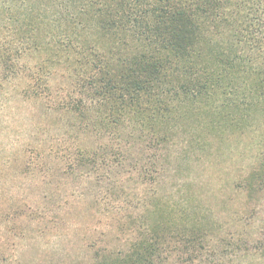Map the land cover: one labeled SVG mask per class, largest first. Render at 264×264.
I'll list each match as a JSON object with an SVG mask.
<instances>
[{"label": "trees", "instance_id": "trees-1", "mask_svg": "<svg viewBox=\"0 0 264 264\" xmlns=\"http://www.w3.org/2000/svg\"><path fill=\"white\" fill-rule=\"evenodd\" d=\"M20 58H36L39 73L23 69L47 96L43 75L64 68L70 97L61 106L97 138L92 149L72 151L70 167L118 168L132 147L146 153V234L112 250L74 222L76 261L167 264L162 247L182 226L147 219L176 218L151 196L163 151L176 145V124L189 113L203 110L240 131L256 115L264 120V0H0L5 77L19 73ZM259 163L240 184L245 191L264 187V158ZM179 237L202 244L190 228Z\"/></svg>", "mask_w": 264, "mask_h": 264}, {"label": "rangeland", "instance_id": "rangeland-1", "mask_svg": "<svg viewBox=\"0 0 264 264\" xmlns=\"http://www.w3.org/2000/svg\"><path fill=\"white\" fill-rule=\"evenodd\" d=\"M36 64L20 58L19 73L5 77L0 61V264H79L77 232H69L79 221L101 247L126 250L146 234V153L132 147L118 168L70 167L72 151L92 149L97 138L61 106L70 97L64 68L43 75L47 96L28 73H39ZM202 111L178 120L176 145L163 151L151 196L176 218L147 219L182 229L170 231L178 237L162 257L167 264H264V187L240 185L264 158V120L256 115L240 131ZM189 228L201 245L179 241Z\"/></svg>", "mask_w": 264, "mask_h": 264}]
</instances>
